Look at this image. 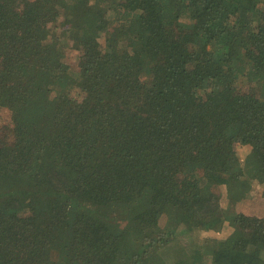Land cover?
Here are the masks:
<instances>
[{"label": "trees", "instance_id": "1", "mask_svg": "<svg viewBox=\"0 0 264 264\" xmlns=\"http://www.w3.org/2000/svg\"><path fill=\"white\" fill-rule=\"evenodd\" d=\"M4 112L0 264H264L256 214L169 245L264 183V0H0Z\"/></svg>", "mask_w": 264, "mask_h": 264}, {"label": "rangeland", "instance_id": "2", "mask_svg": "<svg viewBox=\"0 0 264 264\" xmlns=\"http://www.w3.org/2000/svg\"><path fill=\"white\" fill-rule=\"evenodd\" d=\"M258 87H255L254 85L248 84L247 82H243L238 84V93L237 94H249L256 96ZM8 113L4 112L0 116V142L13 138V134L11 131V127L6 123L4 119L8 118ZM239 148V147H238ZM240 151L242 153V158L244 159L247 153H249V150L247 147L240 148ZM248 184V186H247ZM245 187H241L239 191H236V187L234 184H231L229 186L222 184L215 187V191H217L221 197V202L223 204L224 210L227 213L228 218L224 222V225L221 230H205L200 227H198L197 224H186V226L190 229V232H193L192 234H188L187 231L182 232L183 228L179 227V233L177 234L176 240L172 241L169 245H175V244H185L186 242L192 241V237L198 235L199 240L201 238H208V237H217L219 239L234 236L238 237L241 234V230L238 227V225L234 224L233 222V216L236 213L244 212L249 214H256L258 216L264 217V183H261L257 180H252L248 182ZM247 186V187H246ZM238 193V198L236 202L233 204L231 201H229V196L231 191L233 190ZM30 213H25L24 215H29ZM170 216V215H169ZM116 231L123 232V230L126 228V220L124 215H119L116 219ZM183 227V226H182ZM178 256L175 255V253H172L165 257L164 264H172L175 259H177Z\"/></svg>", "mask_w": 264, "mask_h": 264}]
</instances>
